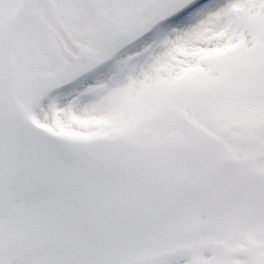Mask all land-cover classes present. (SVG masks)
Masks as SVG:
<instances>
[{
	"label": "snow or ice",
	"instance_id": "1",
	"mask_svg": "<svg viewBox=\"0 0 264 264\" xmlns=\"http://www.w3.org/2000/svg\"><path fill=\"white\" fill-rule=\"evenodd\" d=\"M0 264H264V0H0Z\"/></svg>",
	"mask_w": 264,
	"mask_h": 264
}]
</instances>
